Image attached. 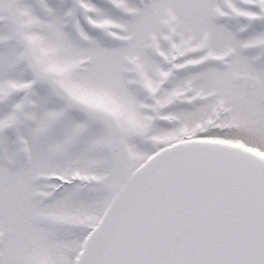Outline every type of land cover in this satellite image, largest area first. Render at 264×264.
<instances>
[{"label":"snow or ice","instance_id":"6c2138e0","mask_svg":"<svg viewBox=\"0 0 264 264\" xmlns=\"http://www.w3.org/2000/svg\"><path fill=\"white\" fill-rule=\"evenodd\" d=\"M0 264H264V0H0Z\"/></svg>","mask_w":264,"mask_h":264}]
</instances>
